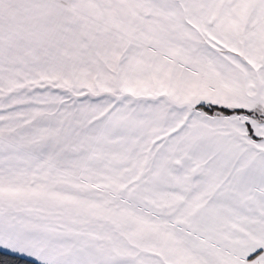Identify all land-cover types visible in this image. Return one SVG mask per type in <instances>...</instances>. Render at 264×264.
Wrapping results in <instances>:
<instances>
[{
  "label": "snow or ice",
  "instance_id": "obj_1",
  "mask_svg": "<svg viewBox=\"0 0 264 264\" xmlns=\"http://www.w3.org/2000/svg\"><path fill=\"white\" fill-rule=\"evenodd\" d=\"M0 264H264V0H0Z\"/></svg>",
  "mask_w": 264,
  "mask_h": 264
}]
</instances>
